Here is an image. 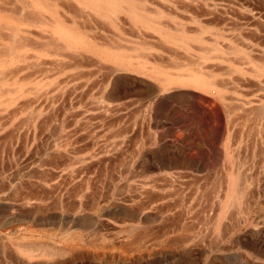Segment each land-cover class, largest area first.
I'll return each mask as SVG.
<instances>
[{
	"label": "rangeland",
	"instance_id": "rangeland-1",
	"mask_svg": "<svg viewBox=\"0 0 264 264\" xmlns=\"http://www.w3.org/2000/svg\"><path fill=\"white\" fill-rule=\"evenodd\" d=\"M128 1L140 15L119 13V28L93 2L84 19L61 11L85 39L146 43L142 74L134 65L112 80L118 65L93 43L83 71L31 61L33 49L0 63V264H264V0ZM199 70L224 93L178 78ZM165 77L178 81L171 92ZM77 232V249L57 242ZM24 235L65 250L30 256L16 244Z\"/></svg>",
	"mask_w": 264,
	"mask_h": 264
},
{
	"label": "bare ground",
	"instance_id": "bare-ground-1",
	"mask_svg": "<svg viewBox=\"0 0 264 264\" xmlns=\"http://www.w3.org/2000/svg\"><path fill=\"white\" fill-rule=\"evenodd\" d=\"M71 1H73V2H71ZM88 2L89 3L90 2H93V4H90V5H93L92 8L95 11L97 10V12L99 13V15L101 17H103V19H106V20L111 21V23H113L114 25H116L118 28H119V26L124 27L123 25L125 24V22L120 19L119 13H128V14H130V16L136 17V18L138 16L137 14H139V13H136V9H135L136 7H135L134 2L131 1V3H130L128 0H0V17L3 18V19H5L7 22H11V24L12 23L14 24V27L13 28H10V29L6 25H4L5 23H2V25H1V28H0V63L8 64L9 66H13L16 62H28V56L30 58V52L27 49H29V50L33 49L35 52L36 51H40L41 55H37L38 53L36 52L37 53V54L35 53V55H37V56H35V58L37 57L36 60H31V61H34V62L37 61L38 62V60L41 61L44 58L43 56H45V57L54 56L57 60H59V61L61 60L60 62L65 63V64L68 63L67 65H70L74 69H80L81 70L82 68L84 69L85 66L88 69L87 66L91 65V63H90L91 61L90 60H94L92 58H95L94 57V54L95 53H92L93 54V57L91 55L86 54V55H88V57L89 56L92 57V58H90V57L89 58L88 57L86 58L85 57L86 55L83 54V52L81 53L80 50L83 49L85 52H90L92 49L95 50L94 46H92V43H93L94 45H98V46H101V47H105V48H107L109 50V52H106L105 50L104 51H100V53H99V54H101L100 58L102 56H104V59L106 58L107 61L110 60V59H112L118 65V67L111 73V76L113 77L112 80H115V75L116 74L121 73V72H127L128 70H131L134 65L136 66L135 69L136 68H138V69L135 70L133 68L134 70L131 71V72H138L139 71V73L142 74V71H141L142 69L141 68L146 67V66H143V65H145V63L147 64L148 61H149V58H147L149 56H147L145 54L147 56V57H145V55H144L145 49H147L149 47V46L146 45L145 42H144L145 44H143V45H146L147 48H145L146 46L145 47H142L143 45H141V46L140 45H137V46H130L129 45V47L128 46L126 47L125 46L126 44L123 43L124 44V46H123L121 42H116L115 41V43H109V41H107L104 38V35L102 37V36L96 34V32H94V34L87 33V35L90 34V36L88 35L89 36V39H85L82 36H80L79 34L78 35L77 34H74L75 32H69L65 28V26L67 24V16H68V14L65 15L63 12L66 11L68 13H71L74 18L80 17L82 19L84 16H87V15H85V14H87V12L85 14L83 12L85 11L86 8H88L87 7V6H89L87 4ZM46 9H48L47 11H49L52 14L51 16H53L55 18L54 21H53V19H48L46 17V14H45ZM61 10L62 11L64 10V11L62 12ZM87 11H88V14H91V11H90V13H89V10L88 9H87ZM154 11H156L157 14L159 12L157 9L156 10H153V12ZM137 12H139V11H137ZM47 16L49 18L51 17L49 15H47ZM88 16H90V15H88ZM68 19H69V17H68ZM106 20H102L103 23ZM69 22H71L70 19H69ZM73 22H75V21H73ZM88 22L90 23L91 20L88 21ZM140 22L143 23V21H140ZM71 24H73V23H71ZM97 24L98 23L96 22V25H95L96 27H97ZM8 26H10V25H8ZM100 26L101 25H98V27H100ZM8 29H9V31H8ZM138 35L143 36V34H138ZM139 38L144 39L145 37L144 38L143 37H139ZM172 39H174V38H172ZM196 39L198 40L200 38H196ZM117 41H119V40H117ZM169 41H171V40H169ZM175 41L176 42H179L180 40L179 39H175ZM155 45L157 46L158 44L156 43ZM155 45H153V46H155ZM216 48H212L211 50L213 51L215 49V50L218 51L219 49L218 48L216 49ZM68 50L69 51L70 50L76 51V53L74 52L72 54L71 53L72 51L69 52ZM27 51H28V53H27ZM111 51H114V53H110ZM31 55H32V53H31ZM142 55H144V58H143ZM32 56H31L30 59H32ZM95 56L96 57L97 56L99 57L98 54H96ZM158 56H159V53H158ZM40 57H42V59ZM219 57H221V56H219ZM140 58L142 60H138ZM206 58L207 57H205V59ZM88 59H90V60H88ZM207 59H209V58H207ZM98 60L100 61V59H98ZM43 61H44V59L42 60L41 65L43 63H46V61H44V62ZM135 61H137V62H135ZM140 61H142V62H140ZM158 61L159 60H157L156 58L153 60V62L156 63V64L157 63L159 64ZM34 62H32L33 64L29 62L31 65H33V68H35L34 66L37 67L39 65V63H40L39 62L38 64H34ZM60 62H59V64H60ZM30 64H28V65H30ZM17 65L15 66L16 67L15 68L16 70H17V67H19V65L18 66ZM9 66H8V68H9ZM24 66H27V63L25 65H23V67ZM56 66L54 68L61 69V71L64 70L65 67H66V66L64 67V64L63 65L60 64L58 67H56ZM70 66H68V67H70ZM183 66H185V65H183ZM2 67L4 68L5 73H6L5 66L2 65ZM130 67H132V68H130ZM150 69L151 70H154L151 67H150ZM4 70H1V72H2L3 75H4V73H3ZM8 70L12 74V72H13L12 70H14V67H13V69L11 71H10V69H7V72H8ZM16 70H14V72ZM21 71H23V70H21ZM81 71H83V70H81ZM98 71H101V69L98 70ZM14 72H13V75H15ZM19 72H20V70H19ZM37 73H39V72H37ZM203 73H202V71L200 72V70H199V72L198 71H196V72H187L186 71L183 74H180L179 75L180 77H178V78L179 79H184V82H188V83H192V84L195 83V84L198 85L197 87L200 86V87H202V88H204L206 90H212V91H215L216 93H224L223 92V88L224 87L217 81V78H215L216 77V74H214V72H212V70L209 73H207L208 74L207 76H209V77L203 76ZM90 75H91V73H90ZM5 76H4V78H5ZM164 80L165 81H163L164 82L163 84L165 86H163L162 89H163V91H168V92H171V89H172L171 85H173V84L175 85L178 82V81L177 82L176 81H172L170 78L167 79V77H165ZM178 85H180V84H178ZM184 85H186V84H184ZM195 87H196V85H195ZM5 88L6 87H4V90H5ZM16 88H17V86H16ZM15 89L13 88L11 91L14 92ZM16 90H18V89H16ZM0 91H3V90H0ZM7 92H8V90L7 91L5 90V91H3V93L0 92V94L2 93L1 95H3L4 93H7ZM19 92H21V94H23L26 91L25 92L19 91ZM19 95H17V96H19ZM14 97L16 98V96H14ZM11 98L13 99V96ZM222 98H224V97H222ZM2 99H0L1 102L4 101ZM11 101H14V100H11ZM5 107H7V106H5ZM0 111H2V110L0 109ZM249 119H250V117H249ZM239 178H240V176H239ZM239 178H238V176H236V177L234 176L233 177V180H232V186L231 185L230 186L231 187H234V188H235V186L238 187L241 184ZM240 179H242V178H240ZM229 183H231V182H229ZM233 190H235V189H233ZM233 190H232V192H233ZM236 190H237V188H236ZM236 190H235V192H236ZM240 194H243V192L241 191ZM229 199L232 200L233 203H237V202H239L240 197L238 195L237 196L236 195L235 196H232V193H231V198H229ZM29 230L30 231H28V230H26V231H28L29 233H32L31 232V229H29ZM28 232H26L25 234H27ZM33 233L36 234V232H33ZM33 233H32V235H33ZM27 235L22 236V238L21 237H17V236H16L17 238L14 237V238H16V241H17L16 244L18 243L19 249H21L22 251H26L28 254H29V252H31L32 249H35V251H40V253H42L45 256L50 257V258L53 257V256H57L58 254H62L63 253V250H65V249H70V250L71 249L72 250L73 249L75 250V248L77 249L79 247L80 243L84 240L83 239V236L84 235L82 233H80V232H77V233H74V234L71 233V234H69V236L67 238H64V239L58 238L57 239V242H59V243L60 242H63L66 245L64 247L65 249L60 250V249H58L56 247H53L51 245H50L51 247L48 246V244L45 245L46 243H44L43 241H40L38 244L35 243L36 244L35 245L34 242H32L33 237L32 236L31 237L29 236L27 238L26 237ZM29 235H31V234H29ZM36 236H37V234H36ZM38 238L36 237L37 240H40ZM27 239L28 240L30 239L31 240V243L28 242L29 244H25L27 242H24V241L25 240L28 241ZM36 239H33V241H35ZM41 242H43V243H41ZM30 256H32V255H30Z\"/></svg>",
	"mask_w": 264,
	"mask_h": 264
},
{
	"label": "crops",
	"instance_id": "crops-1",
	"mask_svg": "<svg viewBox=\"0 0 264 264\" xmlns=\"http://www.w3.org/2000/svg\"><path fill=\"white\" fill-rule=\"evenodd\" d=\"M192 142V140H190V142L189 143H191ZM196 142V147H199V152L200 153H202L203 152V144H202V142L201 141H195ZM205 145H206V143H205ZM179 146V145H178ZM180 147V146H179ZM185 151V150H184ZM186 154H189L188 152H186ZM189 163H190V161H191V159L189 158ZM241 161L243 162V154H242V158H241ZM196 172H197V170H196Z\"/></svg>",
	"mask_w": 264,
	"mask_h": 264
}]
</instances>
